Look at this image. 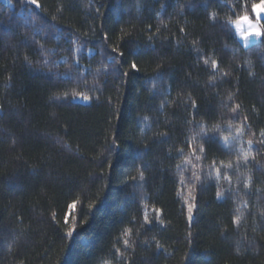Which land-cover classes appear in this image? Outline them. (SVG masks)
<instances>
[{"label": "trees", "instance_id": "trees-1", "mask_svg": "<svg viewBox=\"0 0 264 264\" xmlns=\"http://www.w3.org/2000/svg\"><path fill=\"white\" fill-rule=\"evenodd\" d=\"M38 2L0 0V264H264V36L225 31L224 0ZM199 124L249 126L231 194L207 178L237 160L212 131L203 187L180 188Z\"/></svg>", "mask_w": 264, "mask_h": 264}, {"label": "snow or ice", "instance_id": "snow-or-ice-1", "mask_svg": "<svg viewBox=\"0 0 264 264\" xmlns=\"http://www.w3.org/2000/svg\"><path fill=\"white\" fill-rule=\"evenodd\" d=\"M28 4L30 5H36L37 8H40L41 5L38 2V0H27ZM217 2H219V0H217ZM224 7H226L228 9V11L232 14L231 16H227L224 20V23L221 24V27L225 30V31H231L232 30V26H235L236 30H240V35L242 36L243 40L246 42V46H247V42L249 41L250 37H261L264 36V31H261V28L264 26H256L252 23V21L249 19L248 15H240L238 16L236 19H232V16H236V9L237 8H241V9H245L246 5H241L239 0H231V2L229 3L228 0H224ZM252 9L253 11H255L257 13V17H259L260 12H264V7H259L257 5H252ZM209 18L211 20L215 21H219V16L217 13L213 12V13H209ZM243 23H247L249 25V28L247 31L241 30V24ZM181 31H183V29H181ZM121 55H123L121 53ZM25 60L31 64V61L28 60L27 57H25ZM205 65H209L211 67V69L216 70L218 65H217V61L215 59H212L210 64H209V59H204L203 60ZM131 67L133 69H136L137 65L135 63H133L131 65ZM114 71H116V69H114ZM252 72H249V75H252ZM224 75H228L227 73H224ZM85 100H88L89 97L87 96H83L82 97ZM58 99V98H57ZM229 99H232L231 95L229 96ZM192 107L195 108L196 104L195 102L192 103ZM239 109V105H236V107L232 108V112L235 114L233 116V119H239V114H238V110ZM143 119L145 121H147L148 117L145 116L143 117ZM245 121L247 120V117L243 118ZM196 127H199L200 131L197 136H194L193 139L191 141L188 142V147L191 149V156L190 158L186 157L184 164L183 165H177V169L178 170H182V169H186L188 167V165H191V168L194 170L192 173V176L189 177L187 180L183 177V175L181 174V178L178 181L180 188L183 189L185 187H187V185L189 183H200L201 187H203L204 181L202 180V176H204V171L201 165H199L198 163H192V160L194 159L195 161L199 162L201 160V157L204 155L205 153V148H204V144L205 143H221V141H219L215 136H209V131L212 132H216V133H220V135L222 136V147L231 151H235L237 153V160L235 162V164L233 163H228V164H223V162H221L220 166H217V163L215 160H213L212 164L209 166L208 169V173H207V178L210 179H215L216 183H217V187L218 189L221 187V182H224L227 184V188H225L223 190V192H228V193H233L234 189L232 187V180L231 177L228 175L227 170L228 169H232L233 167H235L236 169H239V167L241 166V164H243L244 166H247L249 163V159H250V151L245 150V148L243 147V143L241 138L243 137V135L245 134V129L248 128L249 126L247 124H242L240 127L236 128L235 131L233 132L231 129V126H229L228 129V134L224 135L223 132H221V129L219 127V125H217L215 128L209 130L206 128V126H204L203 124H199L196 125ZM261 136V140L259 141L260 143H264V130L261 131L260 133ZM197 138L199 139L200 143L199 146H195V141L197 140ZM254 141L252 139L247 140V145H248V149L250 150L252 148ZM240 145L239 147H237V145ZM179 154L181 156L184 155V151L183 149L179 150ZM252 159H254V157H252ZM199 171H195V169H198ZM223 169V171H222ZM133 179L135 180L136 178L133 177ZM140 181L144 180V176L143 173L140 174ZM251 178H247V180L244 182V188L247 189L249 187V182H250ZM222 191L218 190L216 195L218 199H225L226 197L224 196ZM189 199L190 201H195V196H193L191 193H189ZM196 207L195 203L193 202H189L188 203V211H189V220L192 219L191 216V212L193 210V208ZM69 208H75V202L73 204L69 205ZM157 213H159V210H156ZM159 218V216H157V219ZM135 218H133L134 220ZM240 216H235L233 218V224L237 225V227H239L240 225ZM144 222L145 224L151 223V221L149 220V217L147 215V213L144 214ZM65 223H67V219L65 220ZM162 223V221H161ZM76 225L72 224L69 228V230L67 231L66 235L68 237H71L73 235V232L75 231ZM126 233H130V230L126 229L125 230ZM124 244L127 246L129 244L128 240L124 241ZM159 247V245H158Z\"/></svg>", "mask_w": 264, "mask_h": 264}, {"label": "rangeland", "instance_id": "rangeland-1", "mask_svg": "<svg viewBox=\"0 0 264 264\" xmlns=\"http://www.w3.org/2000/svg\"><path fill=\"white\" fill-rule=\"evenodd\" d=\"M256 5L258 6V8L259 7H264V1H262V2H260L258 4H256ZM246 15L249 16V19L252 21V23L254 25H256L258 27L259 26H262L261 20L264 19V12H260L259 17H257V13L255 11H253V14H246ZM248 28H249V25L247 23H243L242 22V24H241V30L247 31ZM236 31H237V34L240 37L241 41L244 43V45H246V42L243 40L242 36L240 35V30H236ZM261 31H263V28H261ZM261 38H262V36L259 37V38H257V37H250L249 38V41L247 42V45H249V44H251V43H253L255 41H258Z\"/></svg>", "mask_w": 264, "mask_h": 264}]
</instances>
